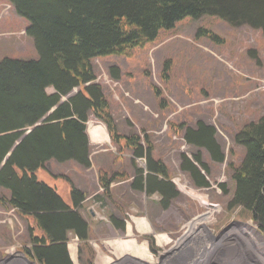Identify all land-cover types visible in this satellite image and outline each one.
<instances>
[{"label":"rangeland","instance_id":"374dc122","mask_svg":"<svg viewBox=\"0 0 264 264\" xmlns=\"http://www.w3.org/2000/svg\"><path fill=\"white\" fill-rule=\"evenodd\" d=\"M223 13L233 21L237 20L236 13L228 10H223ZM28 27L29 22L10 3L0 1L1 58L38 57L35 43L26 32ZM201 27L215 32L224 41H212L204 31L197 36ZM93 67L96 82L101 84L111 103L114 119H118L130 133H133L131 128L141 136L146 131L153 141L155 155L167 154L165 158L171 167L180 165V153L184 156L191 153L194 159L195 152H198L199 165L207 184L198 187L187 173H184L186 178L176 171L174 175L171 173L169 181H173L180 192L170 199V206L163 208V194L160 192L148 196L157 198L156 201L150 200L151 205L158 208L157 212L172 209L180 212L182 219L159 223L152 220L155 232H132L137 241L128 232L121 238L118 235L117 238L124 239L128 245L119 252L108 248L109 243L105 261L99 259L102 250L97 247L104 246L97 241V232H90L92 238L89 242L78 241L77 244L74 242L75 234L69 233L66 246L69 254L70 251L73 253L74 264H93L88 259L95 256L94 264H264V229L242 207L230 208L229 205L235 190L230 164H239L245 153L243 147L235 143L234 134L246 123L264 116L262 31L249 24L233 26L220 16L185 18L177 22L175 28L161 31L155 44L134 49L128 56L94 59ZM153 85L161 90V98L166 100L165 107L160 106ZM135 106L138 113L142 109L140 120H143L139 128H134L124 117L125 109L128 107L132 111ZM89 119L98 121L91 113ZM201 121L213 125L223 160H216L213 155L210 158L208 153L212 152L208 147L193 145L184 137L188 128L194 130L192 126ZM182 124H185V129L181 128ZM113 143L111 146H90V150L112 148L114 153L123 156L121 161L133 159L135 166L144 164L146 168L143 156H136L129 149L121 150ZM115 174L118 175L115 180H110L108 190L112 183L131 179L125 173ZM223 184L227 187L226 192ZM181 193L187 195V202L181 198ZM94 200L91 198L86 205L100 210L102 206L99 208ZM0 208L1 211H9L5 205L0 204ZM134 214L130 209L126 212L127 224L133 223ZM97 215L100 221L95 222L101 224L106 220L103 215ZM1 216V222L14 220L15 232H11L12 239L8 243L11 248L0 246V257H7V260H0V264H31L21 249L30 238L26 220L18 214L15 219ZM137 218L143 221V218ZM2 230L0 227V232ZM91 245L96 248H93V253ZM79 248L80 253L77 251Z\"/></svg>","mask_w":264,"mask_h":264},{"label":"trees","instance_id":"16d2710c","mask_svg":"<svg viewBox=\"0 0 264 264\" xmlns=\"http://www.w3.org/2000/svg\"><path fill=\"white\" fill-rule=\"evenodd\" d=\"M6 1L29 22L26 32L35 43L38 57L0 59V185L12 191L10 199L0 197V204L32 213L35 223L46 231L42 236H32L33 247L22 250L30 260L72 264L64 231L68 226L79 228L81 219L46 183L38 180L35 169L44 167L50 157L85 159L88 141L82 131L89 113L106 126L121 150L145 156L147 163L152 164L150 168L168 175L163 160H153V143L146 131L143 136L123 135L117 129L103 87L96 82L93 60L128 56L134 49L155 44L161 31L175 28L185 18L220 16L233 26L249 24L264 35V0ZM223 10L236 13L237 20L230 19ZM201 31L212 41H224L202 27L197 36ZM75 88L78 93L62 101ZM152 88L160 106L165 107L161 90L154 85ZM29 129L30 133L24 136ZM208 129L214 131L213 127ZM208 129L197 136L198 144L208 147L214 159L221 161L224 156L215 155ZM194 132L188 128L186 138L193 141ZM234 141L245 153L239 164H230L235 183L230 208L242 207L264 229V116L240 127ZM117 175L100 172L104 191H108L110 180ZM222 187L226 192L227 187ZM34 230L30 226L32 233ZM88 260L93 263L91 257Z\"/></svg>","mask_w":264,"mask_h":264},{"label":"crops","instance_id":"0c3cea01","mask_svg":"<svg viewBox=\"0 0 264 264\" xmlns=\"http://www.w3.org/2000/svg\"><path fill=\"white\" fill-rule=\"evenodd\" d=\"M77 93L78 91L75 89L72 91L71 95L74 96ZM135 98L140 99V97L137 96ZM65 100H67V97H63L62 101ZM127 108L125 109V119L129 120L134 125V128H139L140 123L143 120H140L142 109L140 108V113H138L139 109L136 108V106L132 111H129ZM54 109L55 107L50 111V113H52ZM115 121L117 129L121 134H132L127 128L122 125V123L118 119L115 118ZM40 124L36 126H39ZM209 127H213V125L201 121L196 126H192L195 131L192 137L193 141H190L186 138L187 134H185V132L184 137L189 143L200 146L198 144L200 142L198 140L199 137L197 136L202 135V130L208 129ZM208 130V134L210 135L211 139L210 146H212L214 151L216 152L215 155H222V149L219 146V143L216 142L217 140L215 138V131H212L210 129ZM30 131L31 130L26 131V136L28 133H30ZM135 131L136 130L132 131L131 128V132L136 133L137 131ZM82 133L86 135L88 141L87 155L85 159H82L83 161L73 157H66L62 159L50 157L49 159H47V161H45L44 167L35 169V174L37 175L39 181L46 183L48 188L52 190L53 194L59 197V199L65 205H67L70 210L75 211L81 219L79 228H77V225L68 226L65 229L64 232L66 233V235H68L69 233L75 234L76 239L74 242H76L77 244L78 241L89 242V238H92L90 237V232H97V241H99V243L104 246L97 247L98 249L102 250V252L99 253V259H102L103 261L106 260L107 246L109 243L110 247L108 248H110L111 250L114 249L119 252H122V249L125 247V245H128L124 239H118V235L121 238L128 232L131 233L133 239L137 241L134 238L135 236L132 232L135 231L139 232L140 234L155 232L151 223L152 220L155 223H159L162 221L182 219L181 213L172 209H169L167 211L161 210V212H157L158 208L152 206V202H150V200L156 201L155 199L157 198L148 196V194L160 192L161 194H163V200H161V202L163 203V208H168L170 206V199H173V197L178 192H180L178 186L173 181H169L170 176H172V174L174 175V171H176L177 174H183L184 178H186L184 173H187L198 187H202L206 184L205 181L207 180V178L204 175L203 170L200 168V163L197 157L198 152H195L196 158L194 159H192L191 153H187V156H184L182 155V153H180V165L177 167H171L167 159L165 158L167 154H159L156 156L154 150L152 152L153 160L156 161L162 159L163 162L168 166L169 177H167V175L158 173L154 168H150V165L152 164L147 163V158L145 156H143L142 158H145L147 165L146 168L144 167V164H142L141 167L135 166V164L132 163L133 159L130 154L129 157H131L132 160L129 159L128 161H121L123 156L114 153L112 148H106L103 150L98 149L97 147L100 145L111 146L112 144L109 133L104 124L98 121L94 122L92 121V119H89L88 123L86 122V129L85 131H82ZM18 143L19 141L16 143V145ZM94 145L97 146L96 149L90 150V146ZM208 154L209 157L212 158V155L214 153ZM89 162L90 164L88 165ZM204 162L208 163L206 161ZM137 167H139L138 170H136ZM100 172L110 174L125 173L127 175H130L131 179L123 181L121 183H112L110 185V189L108 191H104L101 187V183L99 182ZM19 173L21 174L20 171ZM1 196H5L10 199L12 197L11 189L0 185V197ZM186 197L187 195L181 193V198H183L185 202H187ZM91 198L95 199L93 202L98 204L99 208L102 206L100 210H93L91 206L86 205L87 202L91 200ZM157 204H159V202H157ZM8 209L9 211H5V209L1 211L0 208V215L3 214L7 215L8 217L11 216L15 219L16 214H18L27 222L26 228L27 232H29L30 238L27 243L21 247V249L33 247L31 245L32 236H41L42 232L46 231L43 229L41 224L35 223V219L32 213L27 211L25 212L15 207H8ZM129 209L132 211V213L133 211L135 212L132 224L129 222L127 224L128 218L126 217V212L129 211ZM97 213L105 217L106 220H103L105 222L102 221L101 224H99V222H95L96 220L100 221V217L97 215ZM159 214V217L161 218L160 220L158 218ZM136 217L143 218V221L138 218L136 219ZM2 218L3 217L1 216L0 227L3 230L0 232V246L6 245L8 248H11V244L8 243L12 239L11 232H15V224H13L14 220H10L9 222L5 223L4 221L1 222ZM1 224H3L4 226H1ZM30 226L35 229L33 233L30 231ZM137 244L138 243L136 242V245ZM91 248L93 252L96 249L94 248V246L92 247V245ZM110 249H108L109 252H111ZM77 251L80 252V248ZM68 255L71 257V261L74 264L72 251H70V254L68 252ZM115 255L118 256L117 254ZM2 258L3 257H0V260H2ZM95 258L96 256L93 259ZM132 258L137 259L135 258V256H132ZM94 262L96 263L95 260H93V263Z\"/></svg>","mask_w":264,"mask_h":264},{"label":"bare ground","instance_id":"6f19581e","mask_svg":"<svg viewBox=\"0 0 264 264\" xmlns=\"http://www.w3.org/2000/svg\"><path fill=\"white\" fill-rule=\"evenodd\" d=\"M69 240V239H68Z\"/></svg>","mask_w":264,"mask_h":264}]
</instances>
